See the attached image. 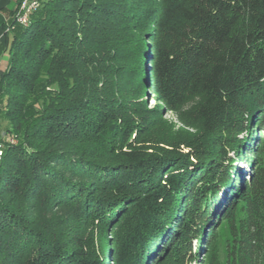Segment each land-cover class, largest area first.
<instances>
[{"label": "trees", "instance_id": "16d2710c", "mask_svg": "<svg viewBox=\"0 0 264 264\" xmlns=\"http://www.w3.org/2000/svg\"><path fill=\"white\" fill-rule=\"evenodd\" d=\"M21 1L0 264H190L194 240L204 264H264V0H27L23 23ZM147 92L173 111L198 97L194 132Z\"/></svg>", "mask_w": 264, "mask_h": 264}, {"label": "rangeland", "instance_id": "374dc122", "mask_svg": "<svg viewBox=\"0 0 264 264\" xmlns=\"http://www.w3.org/2000/svg\"><path fill=\"white\" fill-rule=\"evenodd\" d=\"M18 11V10H17ZM7 58V57H6ZM5 64V61H4ZM4 67V66H2ZM148 94L144 96V99L146 101V105L147 107H151L152 105L156 104L158 105L159 108H161V112H162V116L163 119L169 123V129L172 133H177V132H194V127L193 125L190 123H188V121H192L191 118L189 117V110L191 109V107L196 104L199 101L198 97H189L184 103L183 105H181L178 110L173 111L170 109H167V107L164 106V104H162L161 102H158L157 100H154L152 94L150 92H147ZM188 120V121H186ZM193 122V121H192ZM250 130H252L250 128ZM251 132L247 131L245 133H243V136H248L249 134H251ZM259 134H261L260 132H257V136H259ZM245 160H241V164H238L236 161V163L238 165H241L240 167L243 168V165H245L246 163L244 162ZM235 163V165H236ZM246 169V168H245ZM217 226V225H216ZM221 226V223H218L217 228H219ZM227 226L226 224H223L221 226V229L219 230L217 237H216V242L214 243L213 247L214 249L219 247V251H218V255L220 256V258L223 259L224 254H223V243L221 242L222 240H224V238L226 237L227 234ZM202 246V245H201ZM198 245L194 240L193 243V247H192V252L198 253V260L192 261L190 264H204L205 262L208 261L207 259V254L204 253V250H201L198 252ZM197 250V251H196ZM206 254V255H205Z\"/></svg>", "mask_w": 264, "mask_h": 264}, {"label": "crops", "instance_id": "0c3cea01", "mask_svg": "<svg viewBox=\"0 0 264 264\" xmlns=\"http://www.w3.org/2000/svg\"><path fill=\"white\" fill-rule=\"evenodd\" d=\"M15 8L16 0H0V72L6 68L8 61L7 46L11 36L8 25L13 18Z\"/></svg>", "mask_w": 264, "mask_h": 264}, {"label": "built area", "instance_id": "2783aa9c", "mask_svg": "<svg viewBox=\"0 0 264 264\" xmlns=\"http://www.w3.org/2000/svg\"><path fill=\"white\" fill-rule=\"evenodd\" d=\"M27 11H28L27 0H22L19 5L18 11L15 14L18 22L23 23L25 21ZM5 141L10 144H13L16 142V140L12 138L11 136L0 134V158H1L4 146H5Z\"/></svg>", "mask_w": 264, "mask_h": 264}]
</instances>
